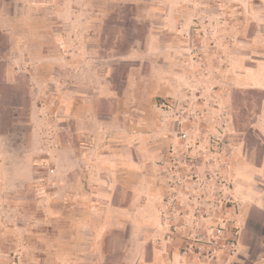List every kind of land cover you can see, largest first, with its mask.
Returning a JSON list of instances; mask_svg holds the SVG:
<instances>
[{
  "label": "rangeland",
  "instance_id": "obj_1",
  "mask_svg": "<svg viewBox=\"0 0 264 264\" xmlns=\"http://www.w3.org/2000/svg\"><path fill=\"white\" fill-rule=\"evenodd\" d=\"M0 14V264H264L230 176L240 139L262 157L264 0Z\"/></svg>",
  "mask_w": 264,
  "mask_h": 264
},
{
  "label": "crops",
  "instance_id": "obj_2",
  "mask_svg": "<svg viewBox=\"0 0 264 264\" xmlns=\"http://www.w3.org/2000/svg\"><path fill=\"white\" fill-rule=\"evenodd\" d=\"M4 21H5L4 14H0V31L4 33H8L6 32L5 27H3ZM253 71H254L253 69H251V71L249 70L245 78L239 81L242 82V84L244 85L243 87L247 89L248 88H251V89L258 88V89L264 90V77H261V78L255 77L254 76L255 73H253ZM261 125H262L261 127H255V128L250 127L249 128V130L251 129V134L255 135L257 145L262 147L261 148L262 157L258 165L255 164V160L253 158V150L246 149V143L241 142L243 141V138L237 142V147L239 148V150H237L238 152L236 156L233 154L230 159L231 167L234 166L233 172H232L233 174L230 171V176L233 182L237 184H239L240 182V184H245L246 186L245 191L241 192L240 195H237V198L239 197L241 200L243 199L245 202L244 205L246 206L243 212L248 217L246 218L247 222L249 220L252 210L254 211L259 210L258 208L254 207L255 204L261 203L262 208L264 210V126H263V123H261ZM232 133H234L235 135L237 132L233 131ZM235 144L233 143V146L236 147ZM242 168H248L249 172L246 175L239 173L240 169ZM249 185H251V188L248 187ZM251 202L255 204L250 205ZM263 213L264 212L262 211L263 217L261 218V220L263 221V224H264V214Z\"/></svg>",
  "mask_w": 264,
  "mask_h": 264
},
{
  "label": "built area",
  "instance_id": "obj_3",
  "mask_svg": "<svg viewBox=\"0 0 264 264\" xmlns=\"http://www.w3.org/2000/svg\"><path fill=\"white\" fill-rule=\"evenodd\" d=\"M221 231L219 230L218 233H220Z\"/></svg>",
  "mask_w": 264,
  "mask_h": 264
}]
</instances>
